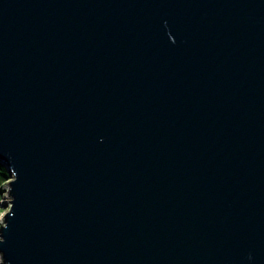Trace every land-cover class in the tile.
<instances>
[{
  "label": "water",
  "instance_id": "water-1",
  "mask_svg": "<svg viewBox=\"0 0 264 264\" xmlns=\"http://www.w3.org/2000/svg\"><path fill=\"white\" fill-rule=\"evenodd\" d=\"M0 264H264V0H0Z\"/></svg>",
  "mask_w": 264,
  "mask_h": 264
},
{
  "label": "rangeland",
  "instance_id": "rangeland-1",
  "mask_svg": "<svg viewBox=\"0 0 264 264\" xmlns=\"http://www.w3.org/2000/svg\"><path fill=\"white\" fill-rule=\"evenodd\" d=\"M0 181V222H2L4 214L7 212L11 198L9 197V182L12 180L9 175Z\"/></svg>",
  "mask_w": 264,
  "mask_h": 264
},
{
  "label": "trees",
  "instance_id": "trees-1",
  "mask_svg": "<svg viewBox=\"0 0 264 264\" xmlns=\"http://www.w3.org/2000/svg\"><path fill=\"white\" fill-rule=\"evenodd\" d=\"M7 174H8L7 169L4 166L0 165V181H2L1 179L2 177L6 178Z\"/></svg>",
  "mask_w": 264,
  "mask_h": 264
}]
</instances>
